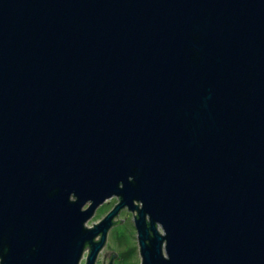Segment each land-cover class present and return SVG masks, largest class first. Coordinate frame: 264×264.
<instances>
[{
    "label": "water",
    "instance_id": "1",
    "mask_svg": "<svg viewBox=\"0 0 264 264\" xmlns=\"http://www.w3.org/2000/svg\"><path fill=\"white\" fill-rule=\"evenodd\" d=\"M123 207L139 264H264V0H0V264Z\"/></svg>",
    "mask_w": 264,
    "mask_h": 264
},
{
    "label": "rangeland",
    "instance_id": "2",
    "mask_svg": "<svg viewBox=\"0 0 264 264\" xmlns=\"http://www.w3.org/2000/svg\"><path fill=\"white\" fill-rule=\"evenodd\" d=\"M115 196L108 198L99 204L93 214L85 221V225L92 226V223L98 222L116 203ZM86 207V204L84 205ZM133 213L121 208L114 219L120 218L122 221L115 222L108 228L106 240L102 249L98 252V259L95 264L101 263L102 252L111 249L115 256L112 257L111 264H139L140 254L137 245L136 231L133 224ZM86 252L84 251L83 254ZM106 262V260H104ZM104 263V262H103ZM105 264V263H104Z\"/></svg>",
    "mask_w": 264,
    "mask_h": 264
},
{
    "label": "flooded vegetation",
    "instance_id": "3",
    "mask_svg": "<svg viewBox=\"0 0 264 264\" xmlns=\"http://www.w3.org/2000/svg\"><path fill=\"white\" fill-rule=\"evenodd\" d=\"M117 199V198H116ZM113 206V205H112ZM124 208V207H123ZM115 217V216H114ZM114 219V218H113ZM113 224V223H112ZM111 224V225H112ZM108 231V230H107ZM106 234H107V232H106ZM98 237H99V234H97L95 237H94V240H96V239H98ZM105 240H106V237H105ZM104 245V244H103ZM103 245H102V247H103ZM102 247H101V249H102ZM100 249V250H101ZM88 250H89V246L88 245H86V247L84 248V251L86 252L85 254H83L84 253V251H83V253H82V256L80 257V260H79V262H78V264H84V262H85V258H86V255H87V253H88ZM99 250V251H100ZM98 251V252H99ZM103 253L104 252H102V257H101V263L100 264H102V261H103ZM108 255L106 254L105 256H104V260H106V262L105 261H103L105 264L107 263V261H108ZM98 259V253L96 254V257H95V259H94V263L93 264H95V262H96V260ZM111 262H112V259H111ZM103 263V264H104Z\"/></svg>",
    "mask_w": 264,
    "mask_h": 264
},
{
    "label": "bare ground",
    "instance_id": "4",
    "mask_svg": "<svg viewBox=\"0 0 264 264\" xmlns=\"http://www.w3.org/2000/svg\"><path fill=\"white\" fill-rule=\"evenodd\" d=\"M118 213V212H117Z\"/></svg>",
    "mask_w": 264,
    "mask_h": 264
}]
</instances>
